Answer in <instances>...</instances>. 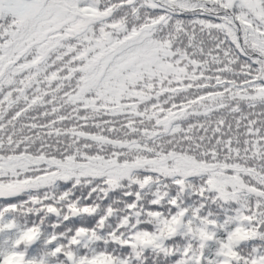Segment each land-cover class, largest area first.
Wrapping results in <instances>:
<instances>
[{"label": "snow or ice", "instance_id": "obj_1", "mask_svg": "<svg viewBox=\"0 0 264 264\" xmlns=\"http://www.w3.org/2000/svg\"><path fill=\"white\" fill-rule=\"evenodd\" d=\"M0 264H264V0H0Z\"/></svg>", "mask_w": 264, "mask_h": 264}]
</instances>
